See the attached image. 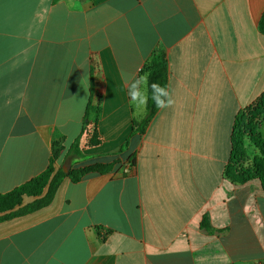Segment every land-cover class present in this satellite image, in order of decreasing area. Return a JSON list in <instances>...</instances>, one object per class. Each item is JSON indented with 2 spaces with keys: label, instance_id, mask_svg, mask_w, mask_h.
Instances as JSON below:
<instances>
[{
  "label": "crops",
  "instance_id": "0c3cea01",
  "mask_svg": "<svg viewBox=\"0 0 264 264\" xmlns=\"http://www.w3.org/2000/svg\"><path fill=\"white\" fill-rule=\"evenodd\" d=\"M158 53L174 104L140 133L127 79ZM263 95L264 0H0V193L58 149L55 170L113 165L0 222V264H264V190L227 175ZM89 104L102 143L77 163Z\"/></svg>",
  "mask_w": 264,
  "mask_h": 264
},
{
  "label": "trees",
  "instance_id": "16d2710c",
  "mask_svg": "<svg viewBox=\"0 0 264 264\" xmlns=\"http://www.w3.org/2000/svg\"><path fill=\"white\" fill-rule=\"evenodd\" d=\"M144 73L149 75V85L152 82H158L162 86L167 87L169 75L166 55L164 53L155 54L145 66ZM148 95L151 97L150 88L148 90ZM263 109L264 95L259 98L255 104L245 108L238 114L232 137V154L229 167L227 168V175L239 184L257 180L264 190V138L256 126H253L251 129H246V133H244L245 130L241 128V122H259L261 113H264L262 112ZM146 110L147 116L142 122H134L133 131L143 133L159 109L154 106L151 98H149ZM92 113L93 108L91 104H89L86 110L82 132L68 150V155L75 158L77 163L84 157L82 152L84 137L86 139V146L95 147L102 143V138L97 129V123L89 121ZM249 114H251V116H249ZM245 136H248L259 153L253 160L252 165L248 168H238L237 164L244 155L243 141ZM60 151L61 149H58L53 152L50 165L45 172L8 193H0V222L34 212L49 205L60 183L66 177L72 182L77 183L86 176L109 173L113 169L112 164L95 163L80 166L78 168H71L68 172H64L62 169L55 170L54 163L59 158ZM45 189H47V191L43 195ZM24 196L34 197L35 200L23 206Z\"/></svg>",
  "mask_w": 264,
  "mask_h": 264
},
{
  "label": "clouds",
  "instance_id": "9594fccd",
  "mask_svg": "<svg viewBox=\"0 0 264 264\" xmlns=\"http://www.w3.org/2000/svg\"><path fill=\"white\" fill-rule=\"evenodd\" d=\"M149 88L151 97L148 95ZM127 94L130 103L136 108L146 107L149 98L158 109L168 108L174 104L170 90L167 87L158 82H152L149 85L148 74L128 77Z\"/></svg>",
  "mask_w": 264,
  "mask_h": 264
},
{
  "label": "rangeland",
  "instance_id": "374dc122",
  "mask_svg": "<svg viewBox=\"0 0 264 264\" xmlns=\"http://www.w3.org/2000/svg\"><path fill=\"white\" fill-rule=\"evenodd\" d=\"M264 112V109L262 110ZM251 116V114H249ZM253 126L258 127L259 132H261L263 138H264V113H261L260 121L259 122H241V128L245 130L244 133H246V129H251ZM243 152L244 155L239 160V163L237 164L238 168H248L250 165H252L253 160L255 159L256 155L259 153L258 149L254 146V144L249 140L248 136H245V139L243 141ZM240 157V156H239ZM73 165V164H72ZM72 165L70 164L69 159H65L63 163V167L59 168L62 169L64 172H68ZM65 168V169H63ZM67 178V177H66Z\"/></svg>",
  "mask_w": 264,
  "mask_h": 264
}]
</instances>
